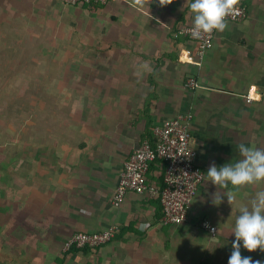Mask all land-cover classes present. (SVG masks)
Masks as SVG:
<instances>
[{"label": "crops", "instance_id": "1", "mask_svg": "<svg viewBox=\"0 0 264 264\" xmlns=\"http://www.w3.org/2000/svg\"><path fill=\"white\" fill-rule=\"evenodd\" d=\"M237 1L246 18L226 22L199 59L179 34L192 24V0L93 7L0 0V32L24 28L41 44L35 67L48 74L38 95L50 104L40 109L47 120L39 137L18 140L15 168L0 154V264H228L239 208L264 191V182L243 186L235 201L223 196L219 204L216 193L232 186L219 188L206 175L213 164L240 159L241 143L264 149V97L246 100L254 91L264 95V0ZM189 80L198 87H186ZM179 114L192 115L204 171L187 222L162 225L159 201L132 192L114 207L124 162ZM160 176L153 163L148 179L161 185ZM201 220L216 227L214 235L199 228ZM111 228L110 243L63 252L73 234ZM241 255L264 264L259 249L241 248Z\"/></svg>", "mask_w": 264, "mask_h": 264}, {"label": "built area", "instance_id": "2", "mask_svg": "<svg viewBox=\"0 0 264 264\" xmlns=\"http://www.w3.org/2000/svg\"><path fill=\"white\" fill-rule=\"evenodd\" d=\"M67 6H105L116 0H60ZM247 16L246 8L238 1L232 13L226 17V22L237 23ZM191 26L179 31L196 46L199 59L212 48L216 31L202 34L199 39L191 36ZM190 51L182 52L179 61L183 62ZM199 64V63H197ZM186 87H198L189 80ZM264 97L259 92H251L246 96L248 102L259 101ZM191 114H179L173 119L164 121L153 130L154 142L144 141L124 162L123 170L116 185L111 203L119 207L128 193L143 195L148 199H156L161 206L159 222L164 226L181 225L187 222L188 212L199 186L204 180V171L197 163V151L192 145ZM163 164L162 184H156L148 179L150 166L153 163ZM199 228L214 235L216 227L208 220H201ZM115 235L111 228L100 233H75L64 244L63 252L72 250L97 249L110 243Z\"/></svg>", "mask_w": 264, "mask_h": 264}, {"label": "rangeland", "instance_id": "3", "mask_svg": "<svg viewBox=\"0 0 264 264\" xmlns=\"http://www.w3.org/2000/svg\"><path fill=\"white\" fill-rule=\"evenodd\" d=\"M39 47L37 37L24 28L0 32V154L5 155L7 167L15 168L17 154L23 149L18 140L25 136L26 141H31L38 136L36 133L44 131L40 124L47 120V114L40 115V109L47 110L50 104L38 93L46 88L42 80L48 67H35L43 57ZM25 147L31 150V146Z\"/></svg>", "mask_w": 264, "mask_h": 264}, {"label": "clouds", "instance_id": "4", "mask_svg": "<svg viewBox=\"0 0 264 264\" xmlns=\"http://www.w3.org/2000/svg\"><path fill=\"white\" fill-rule=\"evenodd\" d=\"M237 0H192L190 11L192 14L191 36L199 39L202 34L213 31L223 32L228 17ZM240 159L235 163H225L222 166L211 165L206 173L209 180L219 188L229 189L227 195L216 193L215 199L221 203L223 196L228 202L237 199L236 189L240 187L264 182V149L254 145L239 144ZM232 242V252L228 264H260L253 261L251 256L241 255V248L248 252L259 249L264 252V191H258L251 200L250 206L239 208L235 219Z\"/></svg>", "mask_w": 264, "mask_h": 264}, {"label": "trees", "instance_id": "5", "mask_svg": "<svg viewBox=\"0 0 264 264\" xmlns=\"http://www.w3.org/2000/svg\"><path fill=\"white\" fill-rule=\"evenodd\" d=\"M153 130H154V129H153ZM149 142H150L151 144H153V142H154L153 131H152V137H151V139L149 140ZM155 164L157 165V167H159L160 172L163 173V169H164L163 164H161V163H159V162H157V163H155ZM152 165H153V164H152ZM160 181H161V182H160ZM159 182H160V184L162 183V177H161V176H160ZM85 250H86V249H85ZM75 251H76V250H75ZM58 264H61V263L59 262Z\"/></svg>", "mask_w": 264, "mask_h": 264}]
</instances>
